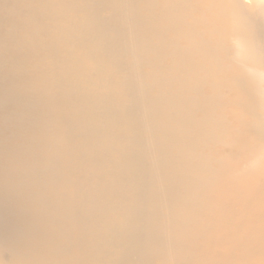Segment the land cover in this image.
<instances>
[{
  "label": "bare ground",
  "instance_id": "6f19581e",
  "mask_svg": "<svg viewBox=\"0 0 264 264\" xmlns=\"http://www.w3.org/2000/svg\"><path fill=\"white\" fill-rule=\"evenodd\" d=\"M233 25L264 58L243 0H0V264H264Z\"/></svg>",
  "mask_w": 264,
  "mask_h": 264
},
{
  "label": "clouds",
  "instance_id": "9594fccd",
  "mask_svg": "<svg viewBox=\"0 0 264 264\" xmlns=\"http://www.w3.org/2000/svg\"><path fill=\"white\" fill-rule=\"evenodd\" d=\"M249 6V10L258 16L264 17V0H243ZM239 13L235 10L229 13L230 18L235 19ZM234 35L230 45L232 49V63L237 66L243 76L252 85L258 101L264 104V58L255 44L236 25H233ZM264 170V147L246 161L243 171L255 173Z\"/></svg>",
  "mask_w": 264,
  "mask_h": 264
},
{
  "label": "rangeland",
  "instance_id": "374dc122",
  "mask_svg": "<svg viewBox=\"0 0 264 264\" xmlns=\"http://www.w3.org/2000/svg\"><path fill=\"white\" fill-rule=\"evenodd\" d=\"M22 50H23V52H27V51H29V48H22ZM37 63H38V62H37ZM25 70H26V72H25L24 74H22V77L28 78V77L30 76L29 74H31V73L28 71V65H25ZM2 102H3L4 105H7V103H6L5 100H3ZM7 127H8V125L5 124V122H4L3 120L0 119V131H1V132H5V131L7 130ZM88 172L91 173V171H88ZM88 178H93V177H92V174H91ZM58 180H59V182H60L61 184H63V182H64V176L60 175L59 178H58ZM39 207H40V209H41L42 211H44V212L49 211V206H48L47 204H40ZM20 239H21V238H20ZM20 239H19V240H20Z\"/></svg>",
  "mask_w": 264,
  "mask_h": 264
}]
</instances>
